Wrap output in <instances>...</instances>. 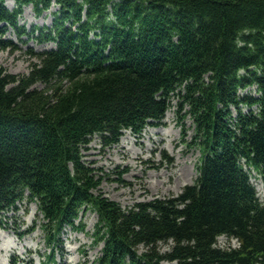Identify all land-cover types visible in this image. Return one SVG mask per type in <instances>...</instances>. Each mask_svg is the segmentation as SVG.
Returning <instances> with one entry per match:
<instances>
[{
    "label": "trees",
    "instance_id": "trees-1",
    "mask_svg": "<svg viewBox=\"0 0 264 264\" xmlns=\"http://www.w3.org/2000/svg\"><path fill=\"white\" fill-rule=\"evenodd\" d=\"M14 2L0 0V49H21L9 30L55 45L29 48L25 74L0 66V227L26 200L54 245L96 212L97 264H264L252 182L255 172L264 186V0ZM30 4L37 14L57 4L52 24L27 31ZM173 98L182 129L192 122L197 177L176 196L123 207L84 151L94 135L112 146L159 123ZM220 235L239 246H218Z\"/></svg>",
    "mask_w": 264,
    "mask_h": 264
},
{
    "label": "rangeland",
    "instance_id": "rangeland-1",
    "mask_svg": "<svg viewBox=\"0 0 264 264\" xmlns=\"http://www.w3.org/2000/svg\"><path fill=\"white\" fill-rule=\"evenodd\" d=\"M6 3L11 8L15 5L14 0H6ZM58 9L59 6L53 4L49 10L37 14L31 4L26 5L19 22L27 31L34 26H49L53 20L52 11ZM6 35L16 41L21 49L14 52L0 49V66L16 74L29 72L31 63L36 60L29 55V48L41 50L55 45L53 42H38L27 35L21 41L13 30ZM37 85L40 88L46 86L43 83ZM172 103V108L167 111L169 115L166 112L159 123L147 125L138 134L125 129L119 142L112 146H103L99 135H94L84 151L85 159L92 162L104 177L101 192L123 207L155 197L176 196L197 177L200 150L185 142L190 141L193 135L191 119L186 120L182 129L176 111L177 98H173ZM183 130L186 136L182 135ZM165 154L170 159L165 158ZM252 181L258 189L259 177L254 175ZM258 193L264 200V192L258 189ZM4 219L7 223L0 228V264H97L102 244L94 241L98 221L94 211L83 213L82 221L78 220L75 227L64 226L55 245L46 240L41 226L43 216L35 202L24 200L16 212L6 213ZM229 243L231 246L238 244L236 239L225 235L218 238L219 246ZM170 244L162 243L160 247L167 250ZM139 250L143 251L144 248L140 246ZM51 253L54 254L49 259Z\"/></svg>",
    "mask_w": 264,
    "mask_h": 264
},
{
    "label": "bare ground",
    "instance_id": "bare-ground-1",
    "mask_svg": "<svg viewBox=\"0 0 264 264\" xmlns=\"http://www.w3.org/2000/svg\"><path fill=\"white\" fill-rule=\"evenodd\" d=\"M169 114H168V112H167V116H168ZM187 175H188V173H187ZM16 262V261H15ZM78 263V262H77Z\"/></svg>",
    "mask_w": 264,
    "mask_h": 264
}]
</instances>
